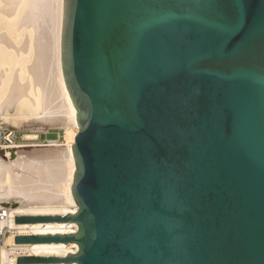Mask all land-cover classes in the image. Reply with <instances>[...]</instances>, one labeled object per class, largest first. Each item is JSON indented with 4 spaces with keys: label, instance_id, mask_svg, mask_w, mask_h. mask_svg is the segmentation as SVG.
I'll return each mask as SVG.
<instances>
[{
    "label": "water",
    "instance_id": "obj_1",
    "mask_svg": "<svg viewBox=\"0 0 264 264\" xmlns=\"http://www.w3.org/2000/svg\"><path fill=\"white\" fill-rule=\"evenodd\" d=\"M77 244L18 264H264V0H64Z\"/></svg>",
    "mask_w": 264,
    "mask_h": 264
},
{
    "label": "bare ground",
    "instance_id": "obj_2",
    "mask_svg": "<svg viewBox=\"0 0 264 264\" xmlns=\"http://www.w3.org/2000/svg\"><path fill=\"white\" fill-rule=\"evenodd\" d=\"M63 6L64 0H0V123L6 111L15 107L29 119L51 121L65 128L64 143L51 140L47 145H35L50 148L25 155L20 149L26 145H20L0 157V205L19 201L20 216L77 212L71 191L76 166L72 144L79 127L62 70ZM15 32L25 36L23 43L13 39ZM24 57H32L33 62L23 63ZM25 137L34 139L37 135ZM10 224L30 234L73 233L77 227L75 223L57 222ZM22 245L36 256H65L78 250L74 243ZM0 258L7 260L6 251Z\"/></svg>",
    "mask_w": 264,
    "mask_h": 264
},
{
    "label": "rangeland",
    "instance_id": "obj_3",
    "mask_svg": "<svg viewBox=\"0 0 264 264\" xmlns=\"http://www.w3.org/2000/svg\"><path fill=\"white\" fill-rule=\"evenodd\" d=\"M13 39L18 43H23L25 36L19 37L18 33L15 32L13 34ZM32 59V57H24L23 63L30 64L33 62ZM24 78H27V73L24 74ZM24 82H26V79H24ZM16 110L17 109L14 107L8 109L7 111L9 112L6 111L5 119L2 123H0V127L14 130L19 133V135L22 137L19 145H26L24 148L20 149V151H23V155L36 150H46L50 148L46 146L42 147L35 145H47L48 140L57 139L59 134L61 136L60 143L65 142V128L63 126L55 125L51 121H42V119H29L30 116H24V114L21 115V113L17 112ZM31 134L37 135V138L29 139L25 137ZM16 150H18V148ZM4 155L5 154L0 151V157ZM2 205L19 206L20 202L9 201L3 202Z\"/></svg>",
    "mask_w": 264,
    "mask_h": 264
},
{
    "label": "built area",
    "instance_id": "obj_4",
    "mask_svg": "<svg viewBox=\"0 0 264 264\" xmlns=\"http://www.w3.org/2000/svg\"><path fill=\"white\" fill-rule=\"evenodd\" d=\"M22 137L18 132L10 129L0 127V151L6 154L8 151L16 150L17 146H20L19 143ZM57 140L60 143L61 136L58 135ZM51 143V140H48V144ZM20 216L17 213V206L9 205H0V253L6 251L8 258L7 260H2L0 258V264H18L17 259L19 256H30L32 255L27 247L22 244L15 243V237L17 235H31L28 232L20 230L19 227L10 224L15 222V217ZM77 231V227L74 232ZM12 239V243L9 240Z\"/></svg>",
    "mask_w": 264,
    "mask_h": 264
}]
</instances>
